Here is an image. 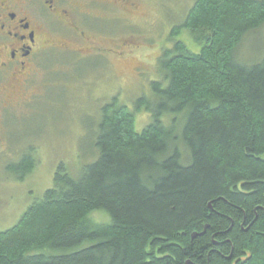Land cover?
<instances>
[{
    "label": "trees",
    "instance_id": "1",
    "mask_svg": "<svg viewBox=\"0 0 264 264\" xmlns=\"http://www.w3.org/2000/svg\"><path fill=\"white\" fill-rule=\"evenodd\" d=\"M263 27L264 0H196L172 36L199 49L179 39L132 111L102 107L96 157L77 177L59 165L0 232V264H264V54L243 56L257 38L264 51ZM34 166L7 170L23 181Z\"/></svg>",
    "mask_w": 264,
    "mask_h": 264
},
{
    "label": "rangeland",
    "instance_id": "2",
    "mask_svg": "<svg viewBox=\"0 0 264 264\" xmlns=\"http://www.w3.org/2000/svg\"><path fill=\"white\" fill-rule=\"evenodd\" d=\"M92 1L87 2V15L74 20L94 43L89 47L86 37L67 30L65 36L79 50L51 53L53 62L43 69L44 76L29 84V101L18 105L0 99V232L14 227L28 207L53 187L60 164L77 177L83 162L96 157L92 142L104 105L116 99L132 111L138 98L150 95V83L160 79L158 59L164 50L179 39L190 49H199L187 30L172 36L196 0ZM258 40L243 45V56L250 63L264 54ZM124 42L130 46L117 56ZM135 121L142 131L151 116L142 111ZM24 156H31L35 166L18 181L7 168ZM93 219L101 224L109 221L102 213Z\"/></svg>",
    "mask_w": 264,
    "mask_h": 264
},
{
    "label": "flooded vegetation",
    "instance_id": "3",
    "mask_svg": "<svg viewBox=\"0 0 264 264\" xmlns=\"http://www.w3.org/2000/svg\"><path fill=\"white\" fill-rule=\"evenodd\" d=\"M87 2L0 0V99L4 103L19 105L31 99L29 84L44 76L43 69L53 62L51 53L79 50L65 32L70 30L77 37H86L75 20L87 15ZM86 39L90 47L94 42ZM129 46L130 43L124 42L116 55L124 54Z\"/></svg>",
    "mask_w": 264,
    "mask_h": 264
}]
</instances>
